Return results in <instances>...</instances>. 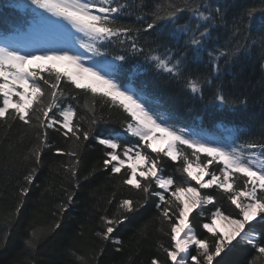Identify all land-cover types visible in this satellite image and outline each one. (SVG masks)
<instances>
[{
	"label": "snow or ice",
	"instance_id": "6c2138e0",
	"mask_svg": "<svg viewBox=\"0 0 264 264\" xmlns=\"http://www.w3.org/2000/svg\"><path fill=\"white\" fill-rule=\"evenodd\" d=\"M11 6L30 8L31 18L20 21L29 42L0 46V123L6 132L19 124L28 143L11 160L20 177L18 202L0 218V264H40L41 247L63 229V217L97 171L113 181L112 192L93 206V247L85 255L72 252L79 264H101L109 249L115 264H135L130 255L118 259L125 244L115 234L150 201L160 235L149 264H220L217 258L239 243L253 249L248 264H264V230L257 232L251 223L264 225V128L259 139L239 127L228 129L227 139L210 136L171 108L168 117L155 111L148 98L158 95L155 87L137 82L150 68L193 105L205 102L220 114L242 112L248 97L224 81L257 44L264 72V7H241L229 19L227 8L211 0H25ZM257 15L262 26L253 40ZM220 28L229 39L217 46L213 33ZM33 34L47 43L36 44ZM111 122L120 128L101 127ZM49 130L67 148L53 152ZM92 142L101 154L82 174L84 150ZM49 154L50 172L60 177L59 187L46 190L51 222L25 223L27 198L44 183L38 181ZM124 189L131 192L125 195ZM209 189L219 190L229 207L218 205L204 191ZM193 213L204 217L203 232L195 230ZM16 234L22 246L10 252Z\"/></svg>",
	"mask_w": 264,
	"mask_h": 264
},
{
	"label": "trees",
	"instance_id": "16d2710c",
	"mask_svg": "<svg viewBox=\"0 0 264 264\" xmlns=\"http://www.w3.org/2000/svg\"><path fill=\"white\" fill-rule=\"evenodd\" d=\"M16 2L17 0H0V30L9 32L15 26L18 27L17 24L22 19L27 18L29 13L27 14L24 9L11 6ZM211 3L214 6L226 7L229 19L235 16L241 7L255 6L257 10L264 7L262 0H211ZM261 26V17L257 15L252 22L253 40L259 35L257 30ZM19 31L16 29L13 33L19 34ZM228 39L226 29L220 28L213 33V41L217 46L224 45ZM249 44L251 45V41H249ZM259 57L260 51L257 44L255 48H250V54L242 56L229 69V73L225 77L226 88L236 94H245L248 97L247 108L242 112L220 114L205 102H197L193 105L180 92L178 86L168 84L162 74L157 75L150 68L142 76L137 77V82L147 80L155 87L158 95L148 97L154 109L164 108L167 113H170L169 109L171 108L182 120L195 121L197 124L202 125V129L214 133L218 138H221L220 135L216 134L220 131L218 125L223 124L239 127L242 132L254 134L259 139V134L264 128V72L260 70L261 61ZM133 63L130 62L127 66L128 71H131ZM193 68H196L195 63ZM83 102L81 100V104ZM189 109L192 110L189 111ZM101 127L119 129L120 125L118 122H111ZM5 136H7V139H5ZM21 139L24 140L23 144L20 143ZM49 139L53 152L56 147L67 148L64 138L52 130H49ZM27 143L28 139L23 136V129L19 124L12 127L10 132H6L2 123H0V218L18 202L19 189L17 183L20 177L11 160L13 152L23 151ZM13 146H15L14 149ZM100 154V146L96 145L95 142H92L84 150V163L81 166L82 174H87L92 166L97 163ZM51 159V154L44 157V167L38 181V183H44L39 189H34L27 198V205L24 209L25 223L32 220L45 223L51 222L52 218L49 210L53 207L52 197L46 190L53 186L59 187L60 184V177L50 172ZM168 164L170 166L168 171H171L174 165L171 161H168ZM112 185L113 181L108 179L107 173L100 171L95 173V178L91 179L90 183L83 185L76 197V203L63 217V229L41 247L37 256L40 264H79L77 257L72 255V252L78 250L77 255H85L93 247L92 230L97 223L96 216L92 214L93 206L98 202L102 204L111 195ZM123 191L125 195L131 192L130 189H124ZM204 191L211 192L215 196L218 205H223L225 208L229 207L219 190L209 189ZM155 214V203L150 201L130 223H125L119 229L115 235L124 241L125 250L123 257H118V259H127L130 255L135 260V264H149L152 254L157 252L155 243L160 235L156 231L157 225L153 223ZM192 220L195 230L198 233L203 232L200 225L205 222L204 217L193 213ZM251 223L255 225L257 232L264 230V225L257 221ZM82 225L84 226L83 235L80 234ZM138 228L144 229L143 233L134 235ZM204 235L208 234L204 232ZM21 241L22 236L16 234L13 237V247L10 248V252L19 251L22 246ZM233 243L235 244V242ZM253 256L254 252L250 246L239 243L217 259L220 264H248ZM93 264H95L94 261ZM101 264H115L112 259V249H109Z\"/></svg>",
	"mask_w": 264,
	"mask_h": 264
},
{
	"label": "rangeland",
	"instance_id": "374dc122",
	"mask_svg": "<svg viewBox=\"0 0 264 264\" xmlns=\"http://www.w3.org/2000/svg\"><path fill=\"white\" fill-rule=\"evenodd\" d=\"M23 2H21V3H24L25 2V0H22ZM37 11H41V10H37ZM44 15L45 16H48L49 14L48 13H44ZM50 19H56L55 17H49ZM19 33H21V31H19ZM14 34V33H13ZM15 35V34H14ZM20 35V34H19ZM34 35L35 34H33V36L32 37H34ZM25 37V36H24ZM23 36H22V38L20 39V40H22L23 38H24ZM32 37H31V39H32ZM25 39H27V40H25ZM32 40H34V39H32ZM5 42H7V43H9L10 45H13V44H18V45H20L21 47H22V45L20 44V43H22V44H24L25 42H29V40H28V37L27 38H24L22 41H16V39H14L12 36H5V37H0V46H2ZM35 43L36 44H38V45H43V44H45V43H47V41H35ZM229 136V135H228ZM217 226L218 227H221V228H226V226H225V224H224V222H222V221H218L217 222Z\"/></svg>",
	"mask_w": 264,
	"mask_h": 264
},
{
	"label": "bare ground",
	"instance_id": "6f19581e",
	"mask_svg": "<svg viewBox=\"0 0 264 264\" xmlns=\"http://www.w3.org/2000/svg\"><path fill=\"white\" fill-rule=\"evenodd\" d=\"M14 34L18 36V35L21 34V33H19V34L14 33Z\"/></svg>",
	"mask_w": 264,
	"mask_h": 264
}]
</instances>
